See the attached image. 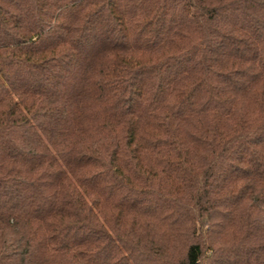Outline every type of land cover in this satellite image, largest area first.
Segmentation results:
<instances>
[{"label": "trees", "instance_id": "trees-1", "mask_svg": "<svg viewBox=\"0 0 264 264\" xmlns=\"http://www.w3.org/2000/svg\"><path fill=\"white\" fill-rule=\"evenodd\" d=\"M0 264H264V0H0Z\"/></svg>", "mask_w": 264, "mask_h": 264}]
</instances>
